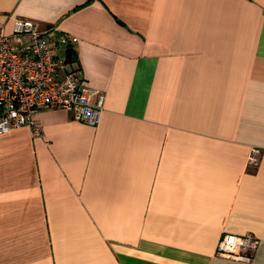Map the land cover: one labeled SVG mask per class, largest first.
Returning a JSON list of instances; mask_svg holds the SVG:
<instances>
[{
	"label": "crops",
	"instance_id": "1",
	"mask_svg": "<svg viewBox=\"0 0 264 264\" xmlns=\"http://www.w3.org/2000/svg\"><path fill=\"white\" fill-rule=\"evenodd\" d=\"M13 18L74 40L103 114L0 136V264H264V0H0ZM248 233L250 261L217 255Z\"/></svg>",
	"mask_w": 264,
	"mask_h": 264
},
{
	"label": "built area",
	"instance_id": "2",
	"mask_svg": "<svg viewBox=\"0 0 264 264\" xmlns=\"http://www.w3.org/2000/svg\"><path fill=\"white\" fill-rule=\"evenodd\" d=\"M12 21L11 31L0 23V136L26 128L33 137H42L36 116L45 109L71 112L77 121L97 127L102 98L91 103L94 91L83 86L82 69L68 61L74 40L57 35V28L42 31L28 19ZM258 154L252 149L251 164L258 162ZM258 245L249 233L224 234L216 252L223 258L250 261Z\"/></svg>",
	"mask_w": 264,
	"mask_h": 264
},
{
	"label": "trees",
	"instance_id": "3",
	"mask_svg": "<svg viewBox=\"0 0 264 264\" xmlns=\"http://www.w3.org/2000/svg\"><path fill=\"white\" fill-rule=\"evenodd\" d=\"M73 49H69L68 52H67V57H68V61H71L73 60Z\"/></svg>",
	"mask_w": 264,
	"mask_h": 264
}]
</instances>
